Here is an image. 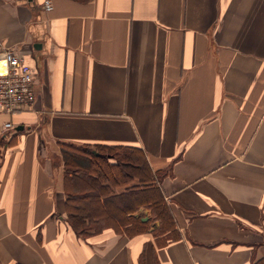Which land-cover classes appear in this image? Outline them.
I'll use <instances>...</instances> for the list:
<instances>
[{
  "label": "crops",
  "instance_id": "crops-1",
  "mask_svg": "<svg viewBox=\"0 0 264 264\" xmlns=\"http://www.w3.org/2000/svg\"><path fill=\"white\" fill-rule=\"evenodd\" d=\"M9 49L36 97L0 111V264H264V0H0ZM63 144L141 149L182 238L77 237Z\"/></svg>",
  "mask_w": 264,
  "mask_h": 264
},
{
  "label": "trees",
  "instance_id": "trees-1",
  "mask_svg": "<svg viewBox=\"0 0 264 264\" xmlns=\"http://www.w3.org/2000/svg\"><path fill=\"white\" fill-rule=\"evenodd\" d=\"M11 141L1 139L0 149ZM62 149L66 221L77 237L90 238L107 229L129 238L151 233L159 247L182 238L161 190V173L150 168L141 149L66 144ZM87 201L83 210L80 206ZM143 207L151 210L147 221L136 216Z\"/></svg>",
  "mask_w": 264,
  "mask_h": 264
},
{
  "label": "built area",
  "instance_id": "built-area-1",
  "mask_svg": "<svg viewBox=\"0 0 264 264\" xmlns=\"http://www.w3.org/2000/svg\"><path fill=\"white\" fill-rule=\"evenodd\" d=\"M45 9H53L50 1L45 2ZM35 97L34 75L24 57L14 49L0 52V111L14 113L30 106ZM12 128L11 122L4 124L5 130Z\"/></svg>",
  "mask_w": 264,
  "mask_h": 264
},
{
  "label": "rangeland",
  "instance_id": "rangeland-1",
  "mask_svg": "<svg viewBox=\"0 0 264 264\" xmlns=\"http://www.w3.org/2000/svg\"><path fill=\"white\" fill-rule=\"evenodd\" d=\"M89 202H90V201L84 202L80 207L83 208V210L87 209V206H88ZM145 217H146V216H145ZM145 217H143V218H145ZM143 218H142V219H143ZM147 220H148V219H147ZM147 220H145V221H147ZM143 221H144V220H143Z\"/></svg>",
  "mask_w": 264,
  "mask_h": 264
},
{
  "label": "water",
  "instance_id": "water-1",
  "mask_svg": "<svg viewBox=\"0 0 264 264\" xmlns=\"http://www.w3.org/2000/svg\"><path fill=\"white\" fill-rule=\"evenodd\" d=\"M147 219H148V217L143 218L144 221L147 220Z\"/></svg>",
  "mask_w": 264,
  "mask_h": 264
}]
</instances>
